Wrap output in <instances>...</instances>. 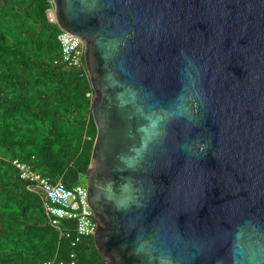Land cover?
Wrapping results in <instances>:
<instances>
[{
    "label": "water",
    "instance_id": "water-1",
    "mask_svg": "<svg viewBox=\"0 0 264 264\" xmlns=\"http://www.w3.org/2000/svg\"><path fill=\"white\" fill-rule=\"evenodd\" d=\"M85 42L106 264H264V0H52Z\"/></svg>",
    "mask_w": 264,
    "mask_h": 264
},
{
    "label": "trees",
    "instance_id": "trees-1",
    "mask_svg": "<svg viewBox=\"0 0 264 264\" xmlns=\"http://www.w3.org/2000/svg\"><path fill=\"white\" fill-rule=\"evenodd\" d=\"M61 31L52 0H0V264L61 262L74 250L79 264H106L94 236L72 246L75 222L54 225L46 196L13 165L29 162L67 187L86 180L93 87L85 63H56Z\"/></svg>",
    "mask_w": 264,
    "mask_h": 264
},
{
    "label": "built area",
    "instance_id": "built-area-1",
    "mask_svg": "<svg viewBox=\"0 0 264 264\" xmlns=\"http://www.w3.org/2000/svg\"><path fill=\"white\" fill-rule=\"evenodd\" d=\"M58 39L62 47V56L56 63L68 64L69 66L82 67L85 63V42L81 37L62 29ZM87 96L94 97V91L88 92ZM13 165L19 173V177L33 184L46 196L48 202L46 211L54 225H60L62 221L75 222V229L68 237L72 239V246L77 247L86 237L94 236L99 221L88 203V190L86 185L67 187L63 181L52 182L49 177L39 170H35L29 162L15 159ZM44 264H79L77 252L74 250L67 260L56 262L47 260Z\"/></svg>",
    "mask_w": 264,
    "mask_h": 264
},
{
    "label": "rangeland",
    "instance_id": "rangeland-1",
    "mask_svg": "<svg viewBox=\"0 0 264 264\" xmlns=\"http://www.w3.org/2000/svg\"><path fill=\"white\" fill-rule=\"evenodd\" d=\"M82 185H86V180L84 181V183H82Z\"/></svg>",
    "mask_w": 264,
    "mask_h": 264
}]
</instances>
